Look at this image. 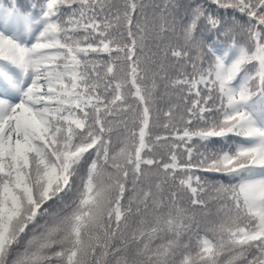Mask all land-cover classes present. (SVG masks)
I'll list each match as a JSON object with an SVG mask.
<instances>
[{"label":"snow or ice","instance_id":"obj_1","mask_svg":"<svg viewBox=\"0 0 264 264\" xmlns=\"http://www.w3.org/2000/svg\"><path fill=\"white\" fill-rule=\"evenodd\" d=\"M0 264H264V0L0 6Z\"/></svg>","mask_w":264,"mask_h":264},{"label":"trees","instance_id":"obj_2","mask_svg":"<svg viewBox=\"0 0 264 264\" xmlns=\"http://www.w3.org/2000/svg\"><path fill=\"white\" fill-rule=\"evenodd\" d=\"M25 2L28 3H38L39 0H25ZM9 4V0H0V6H7ZM161 106H164V104L162 103Z\"/></svg>","mask_w":264,"mask_h":264}]
</instances>
